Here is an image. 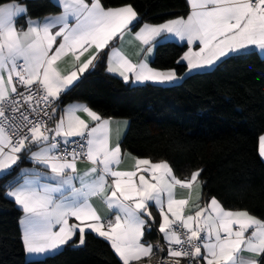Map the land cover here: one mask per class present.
<instances>
[{"label":"snow or ice","instance_id":"6c2138e0","mask_svg":"<svg viewBox=\"0 0 264 264\" xmlns=\"http://www.w3.org/2000/svg\"><path fill=\"white\" fill-rule=\"evenodd\" d=\"M186 3V16L144 23L133 32L139 15L131 4L56 0L59 15L33 19L26 4L0 0V179L12 177L3 195L23 214L19 224L26 254L49 258L69 242L83 245L91 231L109 242L122 264H145L146 258L151 264L154 249L165 250L145 240L158 225L167 245L161 264H264L256 259L264 258V219L226 209L215 197L201 205L197 190L204 183L203 169L181 179L167 161L132 157L134 170H120L125 153L119 138L112 142L111 118L79 103L58 114L62 95L105 55L106 71L125 82L131 75L135 82L160 84L184 78L175 69L149 65L161 40L186 41L188 49L176 61L186 65L185 76L229 56L258 51L264 57V0ZM19 18H25L24 27L16 26ZM126 33L142 45L138 63L112 47ZM68 57L71 70L62 71L60 63ZM258 152L264 158V135L258 138ZM25 161L33 166L21 167ZM81 161L90 165L82 173ZM177 187L188 191L187 198H176ZM193 192L197 202L187 212ZM94 197L112 210V217L99 214ZM242 251L256 258H242Z\"/></svg>","mask_w":264,"mask_h":264},{"label":"trees","instance_id":"16d2710c","mask_svg":"<svg viewBox=\"0 0 264 264\" xmlns=\"http://www.w3.org/2000/svg\"><path fill=\"white\" fill-rule=\"evenodd\" d=\"M19 2L33 19L62 11L54 0ZM102 2L107 7L131 4L139 15L134 30L189 11L186 0ZM24 21L18 24L24 26ZM186 49L175 42L156 44L152 67L175 69L184 77L171 85L128 84L106 71L105 55L61 97L60 110L79 102L104 118L127 119L123 151L152 162L167 161L181 179L203 169L202 204L215 197L226 209L248 210L264 219V161L258 152V138L264 134V59L256 52L229 56L211 70L185 76L186 65L176 61ZM29 164L25 161L21 167ZM10 179H0V264H122L109 242L93 233L86 234L83 245L70 242L49 258L27 259L19 224L22 212L3 195ZM153 215L159 220L155 211ZM156 226L145 235L154 246Z\"/></svg>","mask_w":264,"mask_h":264},{"label":"crops","instance_id":"0c3cea01","mask_svg":"<svg viewBox=\"0 0 264 264\" xmlns=\"http://www.w3.org/2000/svg\"><path fill=\"white\" fill-rule=\"evenodd\" d=\"M56 2V0H54ZM59 15V14H58ZM20 19H25V18H19L17 20V23H16V26L18 28L20 27H24L25 26V21H24V26H20L18 24L19 20ZM140 26V25H139ZM139 29V27L134 30L133 29V32L134 31H137ZM162 42H175V43H178V44H181V45H186L187 46V49H188V45L186 43V41H181L179 40L178 38H170L168 40H161ZM112 47H116V48H119L132 62L134 63H138L140 59H142L143 57V54H140L139 56L137 55V53L139 52L140 48L142 47V45H140V43L138 41H136L134 39V36L131 34V33H126L125 34V37L124 39L121 41V40H114L112 42ZM143 47H147V46H143ZM194 48V50H198L197 49V46L194 44L192 46ZM186 49V51H187ZM107 50L110 51L109 49H105V51ZM156 50V45L155 47L153 48V53L148 57V63L149 65L152 67V61L155 57V51ZM106 52V53H107ZM260 57L261 54L258 52V51H255ZM88 53H85V56L82 57V59H85L87 57ZM264 59V57H262ZM226 59V58H225ZM223 60V59H222ZM220 62V61H219ZM97 64V62H95ZM60 68L62 71H68V70H71V57H68L66 58L64 61H62L60 63ZM213 68V67H212ZM212 68H209V69H206V70H203V71H207V70H211ZM93 68L89 69V71L85 72L83 75H81L79 81L76 83L78 84L82 78H84V76L89 73ZM202 72V71H200ZM195 73V72H194ZM111 75H113V77L115 76L116 78H119L121 80L124 81V79L122 77H120L118 74H115V73H110ZM182 79L180 80H177L176 82H173V83H165V84H160V83H155V82H151V81H148V82H143V83H139V82H135L134 80V77L130 75V79L128 82V84H131V85H134V86H142V85H146V84H156V85H171V84H177L181 81ZM125 82V81H124ZM75 84V85H76ZM74 85V86H75ZM73 86V87H74ZM72 87V88H73ZM63 96V95H62ZM79 102H73V103H70V104H78ZM70 104H67L66 106L70 105ZM79 104H84V103H79ZM65 106V107H66ZM64 107V108H65ZM62 110V109H61ZM60 111V110H59ZM81 117L82 118H85L87 119V117L83 114V113H80ZM112 119V142L115 143L117 141V139L119 138L120 140V143H122L127 134V131H128V126H129V121L127 119ZM264 135V134H263ZM125 153L124 155V158L121 162V164L119 165V169L120 170H134V164H135V161L132 159V157H136L134 155H132L131 153H128L126 151H123ZM128 154H131V155H128ZM261 157V156H260ZM261 160L264 161V158L261 157ZM33 165L32 164H29V165H25L24 167H32ZM90 165L86 162V161H81L78 163V170L81 171V173L86 170ZM77 186H79V184L77 183ZM200 194V201L199 203L202 204V197H203V188H200L197 190ZM196 195H197V192H193L192 193V198H191V202H190V205L188 207V209H186L187 212H191L193 209H192V204H195L197 201H196ZM188 196V191L186 189H181L179 187H177L176 189V198L177 199H180V198H187ZM220 202V201H219ZM91 203L93 204V206L97 209V211L99 212V214L102 216V217H105V219L109 218V217H112L113 216V212L112 210H109L106 205L103 203L102 199L101 198H98V197H94L92 198L91 200ZM17 206V205H16ZM17 208H19L17 206ZM151 211L152 213L155 211L156 214L159 216V212H158V209L155 207L154 204H152V207H151ZM23 215V214H22ZM154 216V215H153ZM159 218V217H158ZM20 220V219H19ZM71 222H75V221H71ZM156 228V231L158 233V235L160 236V240H163V235L158 231V226L155 227ZM20 230H21V226H20ZM21 233V231H20ZM87 233H92L91 231H86V234ZM95 234V233H93ZM97 235V234H95ZM98 236V235H97ZM78 238L77 237H74V240ZM104 239V238H103ZM164 241V240H163ZM107 242V241H106ZM70 243V242H69ZM68 243V244H69ZM66 244V245H68ZM66 245L62 246L61 249H63ZM60 249V250H61ZM59 250V251H60ZM58 251V252H59ZM114 252V251H113ZM55 254V253H54ZM115 254V253H114ZM53 255V254H52ZM116 255V254H115ZM117 256V255H116ZM154 256V254H153ZM153 256L151 257V260L153 258ZM240 256L242 258H245V259H251V258H256V257H253L251 253L247 252V251H242L240 253ZM26 258L29 259V260H37V259H42L44 257H37V256H32V255H28L26 254ZM118 258V256H117ZM119 259V258H118ZM256 259H260V258H256ZM147 262V258H146V261H145V264Z\"/></svg>","mask_w":264,"mask_h":264},{"label":"built area","instance_id":"2783aa9c","mask_svg":"<svg viewBox=\"0 0 264 264\" xmlns=\"http://www.w3.org/2000/svg\"><path fill=\"white\" fill-rule=\"evenodd\" d=\"M60 105V102H59ZM60 110V106H58V111ZM51 123V122H50ZM158 234V233H157ZM160 236L158 235V239L155 246H162L164 247V251H159L158 249H154V256L151 260V264H161L163 260L167 259V245L165 244V241L159 239Z\"/></svg>","mask_w":264,"mask_h":264}]
</instances>
